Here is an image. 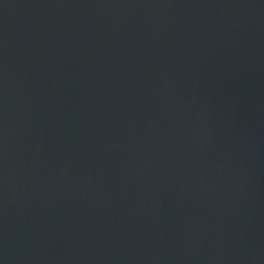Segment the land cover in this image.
I'll return each mask as SVG.
<instances>
[{
    "label": "water",
    "instance_id": "95a60500",
    "mask_svg": "<svg viewBox=\"0 0 264 264\" xmlns=\"http://www.w3.org/2000/svg\"><path fill=\"white\" fill-rule=\"evenodd\" d=\"M0 264H264V0H0Z\"/></svg>",
    "mask_w": 264,
    "mask_h": 264
}]
</instances>
